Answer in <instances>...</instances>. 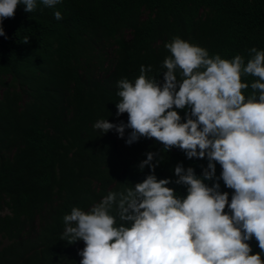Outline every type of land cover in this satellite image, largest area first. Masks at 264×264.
Here are the masks:
<instances>
[{
	"label": "trees",
	"instance_id": "obj_1",
	"mask_svg": "<svg viewBox=\"0 0 264 264\" xmlns=\"http://www.w3.org/2000/svg\"><path fill=\"white\" fill-rule=\"evenodd\" d=\"M2 27L0 264H80L83 241L61 240L63 216L73 207L87 211L108 192L141 182L149 169L138 164L149 151L160 154L158 179L174 180L177 163L197 176L207 165L175 147L164 151L154 138L128 145V129L124 138L95 129L100 119L127 123L126 113L116 115L117 82H134L142 65L151 66L147 77L162 82L161 65L171 54L153 47L157 33L210 57L241 55L246 64L251 48L264 51V0H60L54 7L37 0L31 13L18 5ZM257 79L242 75L246 99ZM177 111L183 119L185 110ZM221 170L217 163V178ZM213 182L230 202L232 190L222 180L206 181ZM167 186L186 194L182 185ZM248 243L260 252L254 238Z\"/></svg>",
	"mask_w": 264,
	"mask_h": 264
},
{
	"label": "clouds",
	"instance_id": "obj_2",
	"mask_svg": "<svg viewBox=\"0 0 264 264\" xmlns=\"http://www.w3.org/2000/svg\"><path fill=\"white\" fill-rule=\"evenodd\" d=\"M59 2L40 0L45 7ZM18 5L31 13L37 0H0V36L2 20L14 17ZM151 38L153 47L171 54L161 65L162 82L147 77L152 69L143 65L134 82L120 79L116 115L126 113L127 123L100 119L93 127L102 134L115 131L118 138L128 129V145L154 138L164 151L175 147L187 159L206 158L207 165L197 176L177 163L174 180L158 179L160 154L146 152L138 169L147 167L149 174L123 191L108 192L87 211L73 207L63 216L61 240L83 241L80 264H264V51L251 48L245 64L241 55L210 57L179 37ZM242 75L258 78L247 99ZM177 110H185L183 119ZM210 180L232 190L230 202L229 193L218 182L209 186ZM170 183L184 186L186 194L178 195ZM253 238L260 252H252Z\"/></svg>",
	"mask_w": 264,
	"mask_h": 264
}]
</instances>
